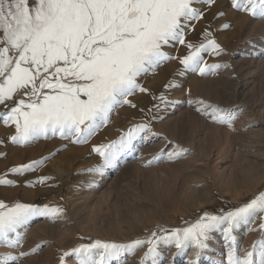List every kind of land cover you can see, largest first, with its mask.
I'll return each mask as SVG.
<instances>
[{
  "label": "rangeland",
  "instance_id": "rangeland-1",
  "mask_svg": "<svg viewBox=\"0 0 264 264\" xmlns=\"http://www.w3.org/2000/svg\"><path fill=\"white\" fill-rule=\"evenodd\" d=\"M194 7L203 12V18L190 22L186 41L198 45L205 40V30L211 32L223 53H202L203 60L228 64V68L203 76L184 70L180 75L183 66L179 59L161 63L138 79L148 91H136L128 97L135 107H116L109 122L87 144H73L51 135L13 144L9 137L15 134V126H5L0 120V153L4 154L0 156V176L14 181L13 185H0V200L8 204L17 200L49 203L64 209L55 222L36 218L26 230L18 229L24 234L22 245L15 249L0 245V255H19L41 244L35 254L21 257L16 264H61V255L79 244L95 240L131 243L161 227H185L205 211L219 214L220 209L239 206L264 191V19L233 9L230 0H215L212 5L197 2ZM224 24L229 27L223 28ZM163 50L177 58L189 51L178 43ZM170 81L178 87L165 88ZM161 94L166 103L158 99ZM22 96L19 92L0 105V113ZM198 100L236 110L233 128L213 123L197 112ZM141 123L150 124L151 133H141L133 140L132 148L121 154L114 167L105 169L102 175L85 171L101 163L91 151L94 145L115 140ZM175 146L186 151L180 158L169 160L167 154ZM161 149L162 159L148 165ZM44 157L50 158L23 175L9 171ZM40 177L51 179L35 183ZM259 222L257 217L255 222L241 224L235 230L241 255L261 237ZM212 236L200 264L213 260L226 264L222 236ZM146 251L144 245L126 255V264H139ZM158 251L163 257L161 264H172L175 247L160 245ZM190 258L192 249L178 257L176 264H187ZM65 264H75L74 257H66Z\"/></svg>",
  "mask_w": 264,
  "mask_h": 264
},
{
  "label": "snow or ice",
  "instance_id": "snow-or-ice-1",
  "mask_svg": "<svg viewBox=\"0 0 264 264\" xmlns=\"http://www.w3.org/2000/svg\"><path fill=\"white\" fill-rule=\"evenodd\" d=\"M197 2L212 5L215 0H0V105L23 93L14 106L0 113L5 126H15L10 142L23 145L51 135L73 144H87L109 122L116 107L123 104L135 107L128 97L136 91H148L138 79L165 61L179 59L183 66L180 75L184 70L203 76L228 68V64H208L203 60L202 53L215 56L223 53L222 47L211 38V32L205 30V40L198 45L185 39L190 22L203 18V12L194 7ZM230 3L233 9L264 19V0H230ZM174 43L186 46L188 54L177 58L163 50ZM174 87L178 85L173 81L165 85ZM158 99L167 102L163 94ZM195 103L199 105L196 111L213 123L233 128L236 110L203 100ZM141 133H151L150 124L133 125L117 139L94 145L91 151L100 157L101 163L85 171L102 175L105 169L114 167ZM185 151L175 146L167 158L178 159ZM163 152L161 149L154 155L148 165L160 161ZM49 158L9 171L23 175ZM49 179L40 177L35 183L44 184ZM13 184L14 181L0 176V185ZM63 214L59 205L18 200L8 204L0 200V245L18 248L24 235L18 229L26 230L36 218L55 222ZM257 217L261 237L241 255L234 232L241 224L255 222ZM213 233L222 236L227 249L226 264H264V191L239 206L220 209L219 214L205 211L185 227H161L131 243L95 240L79 244L64 252L60 262L65 264V258L72 256L75 264L112 261L126 264V255L147 245L139 264H161L163 257L158 248L163 245L176 249L172 264L186 255L188 249L193 250V258L187 264H200ZM40 247L37 244L30 252L19 255L2 254L0 264H16ZM210 264H224V260H213Z\"/></svg>",
  "mask_w": 264,
  "mask_h": 264
},
{
  "label": "bare ground",
  "instance_id": "bare-ground-1",
  "mask_svg": "<svg viewBox=\"0 0 264 264\" xmlns=\"http://www.w3.org/2000/svg\"><path fill=\"white\" fill-rule=\"evenodd\" d=\"M228 186V185H227ZM195 188V187H194ZM195 191V190H194ZM195 193V192H194ZM29 199V198H28ZM193 199H195V198H193ZM202 201V200H201ZM193 202V201H192ZM49 204V203H48ZM86 205V204H85ZM84 205V206H85ZM71 207V206H70ZM74 207H75V205H74ZM87 207V206H86ZM85 207V208H86ZM72 208H73V206H72ZM80 209V208H79ZM82 209V208H81ZM73 210V209H72ZM82 211V210H81ZM74 213H75V211H73ZM95 213V212H94ZM94 215V214H93ZM93 215H92V217H93ZM87 219V218H86ZM91 219V218H90ZM85 221V220H84ZM97 222V221H96ZM89 223V222H88ZM89 225V224H88ZM59 226H61V224L59 225ZM61 228V227H60ZM75 229V228H74ZM42 231V230H41ZM47 236V235H46ZM56 237V236H55ZM58 238V237H57Z\"/></svg>",
  "mask_w": 264,
  "mask_h": 264
}]
</instances>
